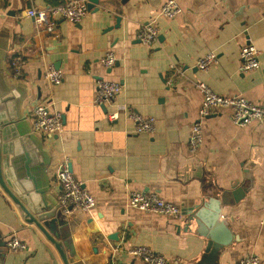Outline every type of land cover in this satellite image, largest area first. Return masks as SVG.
I'll use <instances>...</instances> for the list:
<instances>
[{
  "label": "crops",
  "instance_id": "obj_1",
  "mask_svg": "<svg viewBox=\"0 0 264 264\" xmlns=\"http://www.w3.org/2000/svg\"><path fill=\"white\" fill-rule=\"evenodd\" d=\"M65 1L0 0L1 163L9 187L31 209L46 202L52 213L61 210L57 170L68 159L97 202L91 213L72 215L82 218L86 249H98L94 264H145L128 255L136 246L181 264H237L247 255L264 264V121L238 126L229 108H218L202 120V145L190 147L203 102L196 82L264 106V0H176L181 12L173 19L158 16L166 0H99L80 23L59 19L54 33L27 14ZM156 17L159 40L148 47L138 30ZM248 43L259 49L261 65L242 72L240 50ZM108 52L117 59L111 68L103 61ZM209 52L218 62L203 72L197 61ZM18 55L26 59L20 78L12 66ZM50 66L63 72L61 84L46 79ZM101 78L123 86L109 104L96 103ZM40 102L62 115L60 135L34 130ZM133 112L155 118L156 131L134 133ZM133 191L157 192L183 213L227 193L220 207L230 243L209 250L207 234L185 230V215L131 207ZM12 236L27 249L11 250ZM41 237L0 185V238L7 243L0 264H52Z\"/></svg>",
  "mask_w": 264,
  "mask_h": 264
},
{
  "label": "built area",
  "instance_id": "obj_2",
  "mask_svg": "<svg viewBox=\"0 0 264 264\" xmlns=\"http://www.w3.org/2000/svg\"><path fill=\"white\" fill-rule=\"evenodd\" d=\"M89 0H66L63 3L50 5L45 8H31L27 11L29 17L33 18L40 30L54 33L58 20L64 19L73 23H80L88 14ZM181 12V8L176 0H166L162 5L158 16L168 19L175 18ZM157 16V17H158ZM157 17L146 23H143L138 31V39L146 46H154L160 36ZM105 66L111 68L115 65L117 59L113 52H108L104 58ZM218 57L215 53L209 52L199 58L197 67L207 72L211 66L217 64ZM26 59L22 55L15 56L12 61L14 67V77L20 78L24 74V65ZM240 70L250 72L260 68V51L252 43H248L240 50ZM178 73L182 71L176 67ZM46 79L53 85H59L63 81V72L54 66L47 68L45 73ZM196 87L203 95L202 106L199 109V120L192 126L190 137V147L197 150L203 142V122L218 108H229L232 111L233 121L238 126H245L254 122L264 121V106L256 104L247 98L235 95L224 96L212 90L205 82L198 81ZM96 103L109 104L123 90L119 82L106 79L96 81ZM117 114L110 117L116 119ZM33 124L36 132L48 135H60L64 131L63 117L58 112H51L49 106L40 102L33 107ZM129 120L133 123L134 133H154L157 129V120L153 117H147L139 113H131ZM57 180L62 188V194L59 199V205L62 211L68 215L91 212L96 207V199L85 187L84 183L76 178L70 169L68 159L63 160L57 170ZM129 204L145 213L159 214L162 216L183 218V210L166 201L157 192L133 191L129 197ZM8 247L13 250L27 249L28 245L17 236H12L8 241ZM118 250V249H116ZM129 255L141 258L145 264H181L182 259H169L167 256L154 251L147 246H136L128 250ZM237 264H262L257 255L243 256Z\"/></svg>",
  "mask_w": 264,
  "mask_h": 264
},
{
  "label": "water",
  "instance_id": "obj_3",
  "mask_svg": "<svg viewBox=\"0 0 264 264\" xmlns=\"http://www.w3.org/2000/svg\"><path fill=\"white\" fill-rule=\"evenodd\" d=\"M98 2L99 0H89V10L94 9L95 4ZM120 22L121 17L117 16V27H119ZM1 150L0 142V185L23 212L27 223L35 227V233H40L42 235V246L49 254L52 264H94L93 255L97 254L98 249L95 247H91V250L86 249L84 245L85 239L79 234L82 218L80 216H68L61 210L52 213L46 202H44V206H41L40 202H36L35 208L31 209L7 184L1 163ZM70 169L72 171L71 166ZM35 188L38 189L36 184ZM34 195L35 194H31V198ZM226 196L227 193L223 194L221 200L218 197L211 198L210 201L206 202L203 206L189 213L184 212L185 230L192 231L196 229L204 235L207 234L209 237L208 249L212 251H218L230 243V239L228 238L230 230L221 220L220 205L229 203ZM111 238L119 240L117 234L113 235ZM6 245L7 243L0 238V247L4 248ZM197 264L210 263L204 258Z\"/></svg>",
  "mask_w": 264,
  "mask_h": 264
},
{
  "label": "bare ground",
  "instance_id": "obj_4",
  "mask_svg": "<svg viewBox=\"0 0 264 264\" xmlns=\"http://www.w3.org/2000/svg\"><path fill=\"white\" fill-rule=\"evenodd\" d=\"M89 9V8H88ZM139 31V30H138ZM141 42V41H140ZM60 199V198H59ZM59 207L61 208V206L59 205ZM61 210H63L62 208H61ZM93 211V210H92ZM91 211V212H92ZM91 212H88V213H91ZM64 213V212H63ZM64 214H66V213H64ZM66 215H68V214H66ZM72 215H74V214H72ZM72 215H68V216H72ZM128 255H129V253H128ZM131 257H134V258H139V257H135V256H132V255H130ZM141 259V258H140ZM142 260V259H141ZM144 262V261H143Z\"/></svg>",
  "mask_w": 264,
  "mask_h": 264
},
{
  "label": "rangeland",
  "instance_id": "obj_5",
  "mask_svg": "<svg viewBox=\"0 0 264 264\" xmlns=\"http://www.w3.org/2000/svg\"><path fill=\"white\" fill-rule=\"evenodd\" d=\"M235 96V95H234ZM241 96V95H240ZM62 211V210H61ZM143 261V260H142Z\"/></svg>",
  "mask_w": 264,
  "mask_h": 264
}]
</instances>
